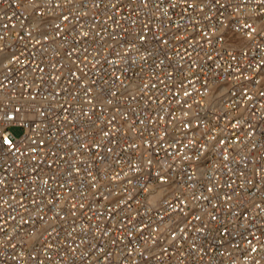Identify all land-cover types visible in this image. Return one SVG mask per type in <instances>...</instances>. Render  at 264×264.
Instances as JSON below:
<instances>
[{"label": "built area", "instance_id": "obj_1", "mask_svg": "<svg viewBox=\"0 0 264 264\" xmlns=\"http://www.w3.org/2000/svg\"><path fill=\"white\" fill-rule=\"evenodd\" d=\"M262 30V0H0V264H264Z\"/></svg>", "mask_w": 264, "mask_h": 264}, {"label": "snow or ice", "instance_id": "obj_2", "mask_svg": "<svg viewBox=\"0 0 264 264\" xmlns=\"http://www.w3.org/2000/svg\"><path fill=\"white\" fill-rule=\"evenodd\" d=\"M29 2H31V0H29ZM47 2L49 4L52 3V0H47ZM68 3H72V0H67ZM143 2L146 4L147 3V0H143ZM262 2H264V0H262ZM217 3H219V0H217ZM55 7H60V4L59 3H56L55 4ZM64 20H68V16H64L63 17ZM245 28H248L250 29L251 31L248 33L249 37L251 38V35L252 33H256L257 35H259L260 33H257V30L251 25V24H245L244 25ZM57 28H59V25H57ZM264 31V30H262ZM0 39H3V37H0ZM141 39L143 40L144 37L142 36ZM39 43V41H37ZM164 43H167V41L165 40ZM0 51H2V49H0ZM18 59V57H13L12 60H9V64L13 62V60H16ZM4 68H7L8 65L7 64H4L3 65ZM185 95H188V93H185ZM261 95H264V92L261 93ZM6 119H9V120H12V119H15L14 117H6ZM188 125L185 124V127H187ZM105 135H107V133H105ZM190 143H194L193 141H190ZM221 143H223V141H221ZM0 144L2 145H6L8 146V148L11 150V149H14L15 151L19 152V148L17 146H15L12 142V140L7 136V135H3L2 133H0ZM203 147V146H201ZM33 151H35L36 149H32ZM184 159H190V157L188 156H184L183 157ZM149 163H151V161H149ZM161 183H164L165 182V177L164 176H160L159 177ZM145 192L148 191L147 188L144 189ZM209 191H211V189H209ZM253 251H255V249H253Z\"/></svg>", "mask_w": 264, "mask_h": 264}, {"label": "rangeland", "instance_id": "obj_3", "mask_svg": "<svg viewBox=\"0 0 264 264\" xmlns=\"http://www.w3.org/2000/svg\"><path fill=\"white\" fill-rule=\"evenodd\" d=\"M11 130L17 137L21 136L24 132V130L20 127H13Z\"/></svg>", "mask_w": 264, "mask_h": 264}]
</instances>
